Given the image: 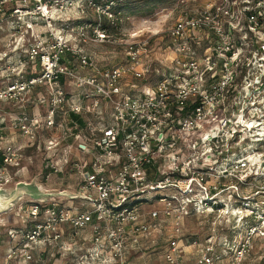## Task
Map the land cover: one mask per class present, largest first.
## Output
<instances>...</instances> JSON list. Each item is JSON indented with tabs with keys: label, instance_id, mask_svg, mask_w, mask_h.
<instances>
[{
	"label": "built area",
	"instance_id": "built-area-1",
	"mask_svg": "<svg viewBox=\"0 0 264 264\" xmlns=\"http://www.w3.org/2000/svg\"><path fill=\"white\" fill-rule=\"evenodd\" d=\"M121 1L0 0V187L20 166L15 135L36 148L42 129L57 133L44 168L80 177L77 191L59 190L70 196L27 202L30 226L5 232L0 264H139L130 256L162 225L164 264H186L184 242L194 264H249L264 240V151L239 142L264 143V0H174L154 82L151 37L127 33ZM89 9L108 26L82 21ZM91 46L124 60L101 62ZM226 176L242 188L216 199ZM192 210L227 215L230 236L182 241Z\"/></svg>",
	"mask_w": 264,
	"mask_h": 264
},
{
	"label": "rangeland",
	"instance_id": "rangeland-1",
	"mask_svg": "<svg viewBox=\"0 0 264 264\" xmlns=\"http://www.w3.org/2000/svg\"><path fill=\"white\" fill-rule=\"evenodd\" d=\"M106 1L107 0H95L96 4L101 6L104 5ZM173 3L174 0H124L121 1L117 7L114 8L115 11H113L114 14H122V23L128 34L134 31H142V34L151 37L150 52L148 53V56L145 57V62L147 63V66L150 67L148 73H146V79L148 82H154L156 80V77L158 76L157 70L162 73V71L167 69V65L163 64L164 62L162 59L164 58V55L165 58L167 56L166 52L164 54V48L168 42L167 30L173 22V15L171 14ZM82 21L101 23L105 27L109 24L106 17L101 15L97 9H89L86 17H82ZM91 49L101 62L110 61L108 59L112 56H116L111 58L110 62L113 64L120 63L124 60L123 56L117 54V47L91 46ZM261 90L264 91V88ZM258 102L259 105L263 104L264 97L260 96ZM38 111V108L32 110L34 113ZM259 115L262 116L263 113H259ZM86 121H89L88 117H86ZM254 130L255 132L253 135H255L256 132L258 133L260 128L258 127ZM12 134L13 133L10 132L7 133L9 139L13 138ZM240 134L239 147L242 154H246L247 152L251 153L252 150H256V148L259 149V151H264V143L257 144L255 143L257 141L256 139L250 138L251 140L253 139L256 141L251 142V145H247L248 141L246 133L240 132ZM38 138L39 142L36 148H26L27 144L22 136L20 134L15 135L13 140L16 141L15 145L21 153L16 161L20 163V166L10 169L9 174H11V176L9 175L6 177L10 182L6 185L12 187L21 181H35L47 190L67 189L70 192L77 191V184L80 181V177L77 174L72 173L71 171L55 173L44 168V161L49 157L46 156V151L42 150L43 143L45 142L49 144L50 142L55 141L57 133L52 129H42L41 135ZM40 143L41 145L39 147ZM48 154L50 155V153ZM261 158H259V161H261ZM259 166L263 169V162L259 163ZM216 183L217 181L214 180L210 182L211 185H216ZM221 184L228 187V189L225 190L224 193L221 192L222 194L218 197L213 196V198H224L225 200H229L235 194L234 189L230 188L231 186L238 184L242 188V185L230 176L223 177L221 179ZM240 187L239 189H241ZM245 192H247V190H245ZM245 192L240 191V193ZM197 198H199V196H197ZM76 204H78V201ZM28 205L29 204L26 201L21 202L13 207L7 214H4V220L0 225V231L6 232L9 229L20 231L27 229L30 226L26 221L25 215V210ZM149 207L151 206H148L146 209H149ZM193 211L194 210H192V213L186 216V219L184 220L181 236L183 238L182 241L195 238L202 241L204 237L213 232V230L217 231V233L222 236H230L228 233H230V227L233 225V221L227 220V215L224 216L223 219L218 220L216 218V213L201 214L196 211H194V213ZM171 233V226L168 225H162V227L157 230H152L149 239L143 243L145 247H143V251L130 256V261H133V263L138 262L139 264H164L162 262V246H164L165 239L169 237ZM182 245L185 246L183 248V258L185 263L194 264L197 255L195 247H186L188 244L185 242ZM261 250H264V240L256 242L255 255L251 257L253 258V261L249 264H264V262H260L259 254H256ZM63 264H66V262L64 261Z\"/></svg>",
	"mask_w": 264,
	"mask_h": 264
},
{
	"label": "water",
	"instance_id": "water-1",
	"mask_svg": "<svg viewBox=\"0 0 264 264\" xmlns=\"http://www.w3.org/2000/svg\"><path fill=\"white\" fill-rule=\"evenodd\" d=\"M62 195L70 196L72 193L47 190L35 181H21L12 187L4 185L0 187V225L4 220V214H7L21 202H28L30 200L46 202L52 198L59 199Z\"/></svg>",
	"mask_w": 264,
	"mask_h": 264
},
{
	"label": "crops",
	"instance_id": "crops-1",
	"mask_svg": "<svg viewBox=\"0 0 264 264\" xmlns=\"http://www.w3.org/2000/svg\"><path fill=\"white\" fill-rule=\"evenodd\" d=\"M4 234H5L4 231H0V243H1V241H5V240H6V239H5L6 237H5ZM4 246H5V245H4ZM4 246L0 244V251H2V250L4 249V248H3Z\"/></svg>",
	"mask_w": 264,
	"mask_h": 264
}]
</instances>
